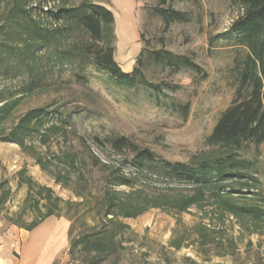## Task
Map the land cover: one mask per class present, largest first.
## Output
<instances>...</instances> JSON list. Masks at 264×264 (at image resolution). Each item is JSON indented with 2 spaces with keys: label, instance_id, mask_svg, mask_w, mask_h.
<instances>
[{
  "label": "trees",
  "instance_id": "16d2710c",
  "mask_svg": "<svg viewBox=\"0 0 264 264\" xmlns=\"http://www.w3.org/2000/svg\"><path fill=\"white\" fill-rule=\"evenodd\" d=\"M169 1L177 0L162 3ZM231 1L241 12L228 32L234 34L244 53L235 58L233 68L238 81L236 96L207 136L210 148L187 162H178L160 158L126 136L109 138L117 152L131 148L138 160L149 162L153 169L149 173L166 182L154 187L142 183L138 174L128 176L122 167L101 163L91 151V158L78 155L68 142L72 117L61 107L37 106L14 119L24 93L47 87L53 69L77 60H87L119 83L133 84L139 77L155 90L142 65L130 73L116 61L112 10L96 0H0V77L25 78L21 91L0 90V141L19 145L78 199H64L23 168L18 171L19 186L26 185L27 194L20 209L7 216L11 224L33 230L49 217H68L72 264H106L112 258L118 264L128 249L127 241H134L136 234L125 219L138 218L152 208L181 214L197 207L204 213L195 225L175 231L169 242L175 250L194 244L205 255L212 247L217 255H234L238 239L227 236L222 227L229 217L239 224L243 235L264 234V184L257 162L244 151L250 143H264V0ZM157 12L167 27L186 19L185 13L170 7L161 6ZM152 54L175 68L192 67L204 73L186 55ZM183 108L188 114L189 106ZM54 140L58 150L50 149ZM42 146L45 152L39 151ZM123 185L129 189H120ZM1 189L0 207L12 192L2 184ZM28 212L33 214L31 219L26 218Z\"/></svg>",
  "mask_w": 264,
  "mask_h": 264
},
{
  "label": "rangeland",
  "instance_id": "374dc122",
  "mask_svg": "<svg viewBox=\"0 0 264 264\" xmlns=\"http://www.w3.org/2000/svg\"><path fill=\"white\" fill-rule=\"evenodd\" d=\"M96 1L115 14L116 61L130 73L135 66L142 65L145 78L155 83V90L141 83L139 77L133 84L119 83L87 60H77L63 69H53L47 87L24 93L14 119L37 106L61 107L72 117L74 126L68 142L78 155L91 158L90 151L96 155L94 148L110 164L127 168L131 176L138 174L142 183L161 187L166 182L149 173L152 168L148 161L138 160L131 148L117 152L109 138L126 136L160 158L178 162H187L207 151L210 148L207 136L236 96L238 81L233 68L235 58L244 52L234 34L228 31L241 11L231 0H177L166 4L162 0ZM161 6L182 11L186 19L165 26L162 15L157 12ZM155 51L191 57L204 73L192 67L175 68L161 62L152 56ZM24 82V77H0V90L21 91ZM183 105L189 106L188 114ZM51 143L50 149L58 150L57 142ZM38 149L46 151L45 146ZM244 151L245 156L257 162L258 176L264 184V143H250ZM23 168L36 181L53 187L64 199L78 200L19 145L0 141V184L12 190L8 202L0 207L2 226L14 225L7 216L20 209L27 194V186H19L18 171ZM179 188L186 189V186ZM120 189L129 187L123 185ZM27 214L26 218L31 219L33 214ZM203 215L197 207L181 214L152 208L138 218L125 219L136 234L134 241H127L128 249L118 264H264V234L243 235L233 217L226 218L222 227L227 236L238 239L234 255H217L214 247L205 255L194 244L180 250L169 246L176 230L195 225ZM68 236L69 231L67 239ZM69 245L68 242L59 252L61 263L69 256ZM116 261L112 258L106 264Z\"/></svg>",
  "mask_w": 264,
  "mask_h": 264
},
{
  "label": "crops",
  "instance_id": "0c3cea01",
  "mask_svg": "<svg viewBox=\"0 0 264 264\" xmlns=\"http://www.w3.org/2000/svg\"><path fill=\"white\" fill-rule=\"evenodd\" d=\"M69 224L68 219L57 216L47 218L33 230L0 224V264H72L69 256L59 261L60 250L69 242Z\"/></svg>",
  "mask_w": 264,
  "mask_h": 264
},
{
  "label": "built area",
  "instance_id": "2783aa9c",
  "mask_svg": "<svg viewBox=\"0 0 264 264\" xmlns=\"http://www.w3.org/2000/svg\"><path fill=\"white\" fill-rule=\"evenodd\" d=\"M93 151L95 152V154L97 155V156H100L96 151H95V149L93 148ZM103 163H105V164H110V163H112L109 159H107V158H105V157H98ZM122 169H123V171H124V173L126 174V175H129V176H131V174L132 173H130L129 172V170L127 169V168H125V167H122Z\"/></svg>",
  "mask_w": 264,
  "mask_h": 264
}]
</instances>
